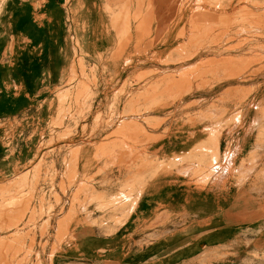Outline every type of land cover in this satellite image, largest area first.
Instances as JSON below:
<instances>
[{
	"label": "crops",
	"instance_id": "obj_1",
	"mask_svg": "<svg viewBox=\"0 0 264 264\" xmlns=\"http://www.w3.org/2000/svg\"><path fill=\"white\" fill-rule=\"evenodd\" d=\"M69 1L82 5L77 18L68 13L66 0L0 4V176L14 174L38 152L51 151L57 174L52 192L66 205L82 200L78 222L70 225L72 239L56 240L54 224L49 238L36 239V250L43 242L56 248L49 260L43 252L36 260L218 264V253L225 249L227 264L236 256L264 262V76L216 79L198 84L200 91L181 93L187 80L168 76L212 54L170 62L185 53L182 29L194 21L192 12L195 17L207 7L199 0ZM108 8L121 13L127 8L131 16L145 11L137 20L142 30H136L131 16H121L113 30ZM125 27L131 43L119 48L116 39ZM143 32L148 43L135 46ZM214 49L220 56H235L223 47ZM80 55L87 75L94 59L104 57L107 70L91 85L94 95L89 89L78 98L68 96L73 110L74 104L89 109L75 134L100 121L96 134L102 138V158L95 160L80 138L50 148L29 139L50 134L47 120L56 116V92L76 85V80L66 82ZM147 72L153 73L147 84L133 79ZM252 86L258 87L256 93L243 96ZM150 87L158 89L143 94ZM66 122L52 135L74 127L70 117ZM64 173L71 181L62 192ZM79 186L86 188L81 195Z\"/></svg>",
	"mask_w": 264,
	"mask_h": 264
},
{
	"label": "rangeland",
	"instance_id": "obj_2",
	"mask_svg": "<svg viewBox=\"0 0 264 264\" xmlns=\"http://www.w3.org/2000/svg\"><path fill=\"white\" fill-rule=\"evenodd\" d=\"M66 1L68 3V13L70 16L77 18L79 11L82 10L80 1L73 4V1ZM199 1L207 7L202 9L201 14H197L202 16L196 15L198 18H195L196 16L194 17L193 15L196 13L192 12L191 15L194 21L187 22L186 27L182 29L187 32L185 53L176 55V59H171V61L166 60V63L168 61H188L199 55V52L212 54H204L203 59L194 67L187 69L186 72L179 73L177 76L174 74L168 76L170 79L181 78L187 80L189 86L181 93L190 94L200 91L203 87L198 84H206L216 79L248 77L254 80L264 76V0ZM2 2L4 0H0V4ZM98 2L102 4V0ZM148 9L150 8H144L145 11H148ZM1 10L2 6H0ZM99 10L102 11V6H99ZM107 14L112 21L113 30L116 27V21L120 20L121 16L124 17V20H128L131 16L127 8H123L122 13L120 10L115 11V8H108ZM143 14L138 12V14L131 16L135 22L136 30L140 31L143 28L141 21L137 22ZM75 24L77 23L75 22ZM239 33H245L250 38H234ZM147 35L149 34L143 32V37L135 40V46L147 44ZM182 35L183 31L181 32L180 30L177 36L182 37ZM116 43L119 48L130 45V34L126 27L122 31L120 29ZM149 43L152 44L153 40L149 41ZM76 44L78 45L77 42ZM216 47H223L226 52L234 53L235 56H220L218 55V49H214ZM83 56L80 55L75 60V64L72 67L74 74L66 82L68 84L76 80L75 82L73 81L76 85L71 88L61 86L56 92L54 109L56 116L54 119L50 117L47 120L50 134L43 136L31 135L29 139L32 143L35 141L43 142V148H50L53 143L66 144L76 138H80L81 142L86 143V147L88 146L92 149L91 159L95 160L102 158V138L96 134V131L100 129V121L95 122L90 129L84 128L82 134H75L74 130L80 123V119L86 115V112H83L89 109L79 110L77 104H74L76 107L73 110L71 99L73 96L78 98L83 91L85 92L89 89V94L94 95L96 87L92 91L91 85L96 84L100 73L104 77L107 70L106 67L102 66L105 63L104 57L100 60L98 58L93 60L94 64L87 75ZM122 57L125 56L118 55L119 59ZM111 58L113 60L115 56H110V61H112ZM110 61L108 60V63ZM99 69H102V71ZM152 77L153 73L147 72L135 75L133 79L136 82L147 84V80ZM80 80L82 81L80 82ZM194 82H197V85H190ZM157 89V87H150L149 91L147 92L146 90L143 94H152ZM248 90L243 91L242 95L254 94L258 87L252 86ZM68 96L71 99H68ZM68 117H70L74 127L71 130L65 129L60 134L52 135L51 132L54 128L66 126ZM63 148L66 149L67 146ZM38 153L39 157L20 168L14 174L12 173V175L7 177L0 176V264H46L36 259H39L40 252H43V255H48L47 257L44 255V258L49 260L56 245L54 244L51 248H48L46 242L41 245L39 243L38 251L36 250V239L49 238L54 224H56L58 228L55 232L56 237L54 236L56 240L59 242L65 239L71 240L70 225L73 224L74 226V223L78 222L76 219L78 217L77 214L82 212V200L73 199L69 205H66L65 200L58 198L52 192V184L57 174L51 160V151L42 154V156H40L41 152ZM60 177L62 183L59 184V187L62 192H65L71 178L65 173L60 175ZM86 180L89 182L91 179L87 178ZM90 188L92 189L91 186H88L87 189ZM84 189L86 188L83 186L78 187L79 195ZM218 258V264H227L225 249L219 251ZM228 264H264V262H260L258 256L252 260L248 259V257L244 260L243 256H236L235 261Z\"/></svg>",
	"mask_w": 264,
	"mask_h": 264
}]
</instances>
